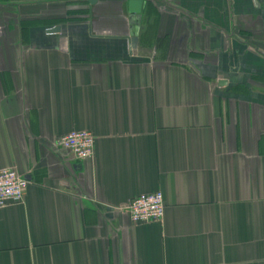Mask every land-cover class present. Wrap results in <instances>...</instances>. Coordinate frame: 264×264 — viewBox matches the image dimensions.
<instances>
[{
    "label": "crops",
    "instance_id": "1",
    "mask_svg": "<svg viewBox=\"0 0 264 264\" xmlns=\"http://www.w3.org/2000/svg\"><path fill=\"white\" fill-rule=\"evenodd\" d=\"M130 1L0 0V264H264V0Z\"/></svg>",
    "mask_w": 264,
    "mask_h": 264
},
{
    "label": "built area",
    "instance_id": "2",
    "mask_svg": "<svg viewBox=\"0 0 264 264\" xmlns=\"http://www.w3.org/2000/svg\"><path fill=\"white\" fill-rule=\"evenodd\" d=\"M57 144L78 160L89 159L94 154L95 139L86 130L71 131L63 135ZM28 184L15 169L0 170V208L21 204ZM125 211L133 225L159 222L164 215L163 196L160 192L137 196L126 204Z\"/></svg>",
    "mask_w": 264,
    "mask_h": 264
},
{
    "label": "water",
    "instance_id": "3",
    "mask_svg": "<svg viewBox=\"0 0 264 264\" xmlns=\"http://www.w3.org/2000/svg\"><path fill=\"white\" fill-rule=\"evenodd\" d=\"M141 5H142V1L141 0H131L129 2V11H130V13H132V14L140 13ZM54 31L55 32L58 31V28L52 30V32H54Z\"/></svg>",
    "mask_w": 264,
    "mask_h": 264
}]
</instances>
